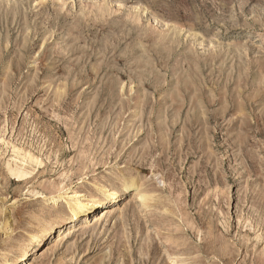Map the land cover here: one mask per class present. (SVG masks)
<instances>
[{
    "label": "rangeland",
    "instance_id": "374dc122",
    "mask_svg": "<svg viewBox=\"0 0 264 264\" xmlns=\"http://www.w3.org/2000/svg\"><path fill=\"white\" fill-rule=\"evenodd\" d=\"M126 179L30 264H264V0H0V260Z\"/></svg>",
    "mask_w": 264,
    "mask_h": 264
},
{
    "label": "bare ground",
    "instance_id": "6f19581e",
    "mask_svg": "<svg viewBox=\"0 0 264 264\" xmlns=\"http://www.w3.org/2000/svg\"><path fill=\"white\" fill-rule=\"evenodd\" d=\"M34 159L31 158V162ZM13 172L19 182L25 181V177L28 175L23 168H19ZM117 180L120 181L121 179L118 178ZM134 182V179H126L118 189L111 190L109 188L111 181L107 180L102 183H96L90 194L76 190L66 192V197H63V200L67 204L65 208L67 215L58 217L55 222L48 221L44 223L38 232L30 235L27 243L19 246L14 251L10 250L7 252V255L0 260V264H30L34 257L39 258L44 256L46 249L49 248L48 246L59 241L57 237L66 235L68 232L86 223H90L96 214L105 212L107 216H111L122 211L124 197L128 194H134L141 203V206L147 209L152 197L145 189H142V186H133ZM61 196L52 195L49 198L48 204L55 208L60 199H62ZM38 220L39 218L29 222L27 227L34 225ZM160 235L165 237V234L162 232H160ZM172 264H182V258L180 259L176 256Z\"/></svg>",
    "mask_w": 264,
    "mask_h": 264
}]
</instances>
